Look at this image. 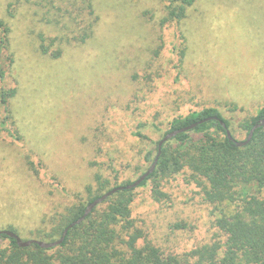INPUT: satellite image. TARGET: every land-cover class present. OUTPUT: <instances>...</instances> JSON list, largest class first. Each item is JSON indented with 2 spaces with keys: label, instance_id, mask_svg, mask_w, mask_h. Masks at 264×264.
Masks as SVG:
<instances>
[{
  "label": "rangeland",
  "instance_id": "1",
  "mask_svg": "<svg viewBox=\"0 0 264 264\" xmlns=\"http://www.w3.org/2000/svg\"><path fill=\"white\" fill-rule=\"evenodd\" d=\"M68 1L0 0L10 28L2 85L16 90L14 137L0 124V231L24 241L46 242L61 216L88 200L86 188L96 191L95 174L111 187L135 181L149 167L143 152L174 118L215 107L243 141L237 123L264 106V0H194L178 27L160 24L161 0H95L99 20L83 44L66 41L75 24L60 25L69 13L56 8ZM39 35L60 58L41 54ZM230 103L241 111L230 113ZM183 176L165 180L160 202L136 189L131 206L145 240L174 254L213 233L212 208Z\"/></svg>",
  "mask_w": 264,
  "mask_h": 264
},
{
  "label": "trees",
  "instance_id": "2",
  "mask_svg": "<svg viewBox=\"0 0 264 264\" xmlns=\"http://www.w3.org/2000/svg\"><path fill=\"white\" fill-rule=\"evenodd\" d=\"M94 1L70 0L66 7L56 8L64 14L69 13L68 24H60L63 30L69 28L71 22L76 25L75 37L71 40L67 39L69 36L62 37L67 42L83 44L93 35L99 20ZM161 1L166 5L160 24L176 27L186 18L188 8L194 3V0ZM50 22L57 26L60 23L57 19ZM9 34L10 28L0 22V55L9 52ZM39 39L41 54L51 59L60 58V48L52 49L54 43L45 45L42 35ZM10 55L7 58L11 65L13 59ZM4 79L5 72L0 68V124L4 128L2 131L13 138L11 131L15 122L8 101L16 95V90H5ZM230 104V113L241 111L234 103ZM263 119L264 106L255 116L237 123V130L245 134L243 141L254 125ZM192 125L196 126L163 144L154 172L138 187L125 189L134 181L111 187L108 180L95 174L96 191L93 192L90 185L86 188L88 200L76 204L61 216L51 233H46V243L60 239L65 228L80 219L86 207L104 193L117 187L123 189L97 205L83 222L68 230L61 245L51 249L36 245L20 248L13 238L1 235L0 239L7 244L0 245V264H264V126L254 131L247 145L238 147L227 136L228 130L236 140L231 121L219 109L209 107L174 118L160 140L168 133ZM155 128L159 130L157 126ZM135 136L147 140L141 131ZM160 140L152 141L153 149L143 152L144 165L150 167L153 164ZM180 174L184 175L185 184L198 189L203 203L212 208L210 229L213 233L190 251L174 254L145 240L142 231L134 225L131 206L136 189L150 188L154 200L160 202L167 197L161 190L162 184ZM185 226L176 224L174 228L185 230ZM9 231L17 234L12 228ZM56 236L58 239L55 240L53 237Z\"/></svg>",
  "mask_w": 264,
  "mask_h": 264
},
{
  "label": "water",
  "instance_id": "3",
  "mask_svg": "<svg viewBox=\"0 0 264 264\" xmlns=\"http://www.w3.org/2000/svg\"><path fill=\"white\" fill-rule=\"evenodd\" d=\"M213 119L217 120L216 118H213ZM207 120H210V119H207ZM201 122H203V121H201ZM220 124L222 125V127H225V124L222 121H220ZM195 126L196 125H192V126L185 127V128L180 129V130L173 131L171 133L166 134L160 140V142L158 143V153H157V157L154 160L153 164L149 167V169L145 173H143L141 176H139V178L136 179L132 184L126 186L125 189L130 190V189H134V188L138 187L150 174H152L154 172L156 164H157V160H158V158H159V156L161 154V148H162L164 143L172 140L175 136H177L180 133H184V132H187V131L193 129ZM262 126H264V119L259 121L256 125H254V127L249 132V134H248V136H247L245 141H236V140H234L228 130H227V136H228V138L230 140L234 141L236 146L242 147V146L247 145L250 142L254 131L257 128L262 127ZM122 189H123V187L114 188V189L104 193L101 197H99L98 199H96L95 201L90 203L86 207L83 216L80 219H78L77 221H75V222L71 223L70 225H68V227H66L65 230L63 231L62 236L60 237V239H58L56 241H53V242H50V243H46V242H42V241H38V240H26V241H24V240L20 239L17 234H15L14 232L9 231V230L0 231V236L1 235H5L7 237L13 238L16 241V244L18 245V247H20V248H27V247H29L31 245H36V246H38V247H40L42 249H51V248L57 247V246L62 244L64 238L67 235L68 230L73 228L75 225H78L81 222H83L85 220V218L93 210V208H95L97 205L101 204L103 201H105L112 194H114L117 191H120Z\"/></svg>",
  "mask_w": 264,
  "mask_h": 264
}]
</instances>
